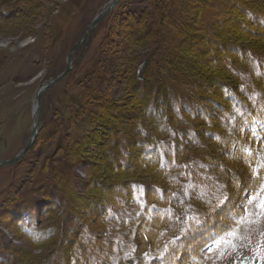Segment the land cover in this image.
I'll return each instance as SVG.
<instances>
[{
	"label": "rangeland",
	"instance_id": "1",
	"mask_svg": "<svg viewBox=\"0 0 264 264\" xmlns=\"http://www.w3.org/2000/svg\"><path fill=\"white\" fill-rule=\"evenodd\" d=\"M113 1L0 0V160L14 157L25 147L38 118L34 113L38 89L65 69L69 51L94 17ZM232 1L264 12V0H120L99 21L87 45L82 48V44L71 55L72 69L43 92L35 146L14 166H0L2 257H15L11 264H47L60 250L62 264H71L77 251L73 242L78 222L71 218L68 225L65 223L60 206L64 199L54 182V169L72 161L69 173L73 186L67 192L70 190L76 201L83 195L100 193L107 199L115 191L111 188L114 183L123 182H128V187L130 184L135 201L159 193L155 203L134 205L130 198L121 200L115 212L118 224H108L105 231L90 239V258H84L88 264H264V208L260 207L264 201V139L248 140L245 153L234 152V138H239L236 116L225 100L233 89L247 103L252 97L247 96L251 93L248 88L264 95V33H251L253 20H244L245 9ZM161 2L165 8L159 18ZM236 19L242 21L236 24ZM215 42L234 44L243 57L230 51V46L218 49ZM158 44L168 55L167 61L161 60V51L151 56ZM248 50L256 61L245 57ZM142 66V70L148 67L146 81L150 86L137 85L135 77L141 75ZM214 77L226 80L229 86L221 90L215 84L212 88ZM207 82L209 89L205 90L201 84ZM159 89L163 95L167 93L165 108L175 96L186 98L189 89L210 93L219 105L204 99L210 107L205 114L194 111V117L175 116L171 126L157 134L166 139L179 135L183 144L173 158L162 160L161 166H143L134 155L128 159L129 166L134 164L130 169L108 164L110 147L97 128L110 122L118 126L116 131L123 128L121 135L116 133L122 141L132 136L137 139L135 130L152 125L150 119L157 120L151 110L146 113L149 103L144 106V100L151 95L155 101L150 104L157 107ZM255 107L261 110L259 104ZM261 125L253 123L256 131ZM61 143L75 156L65 155ZM123 145H117L116 151ZM245 154L250 158L244 160L241 155ZM84 159L93 163L91 168ZM62 179L64 175L58 180ZM93 179L107 190L93 185ZM221 201L234 205L226 217L220 216ZM188 204H193L197 213L186 211ZM56 207L61 209L64 229L56 241L53 238L38 245L19 231L20 225L28 226L26 216H31V211L29 228L49 225L57 214L48 210ZM78 207L86 213L83 204ZM185 212H190L186 222L193 233L179 230L176 220L184 219ZM211 217L210 221H220L221 232L209 235L207 245H186L183 250L186 243L195 242L194 238L203 239L199 222ZM126 222L131 223L129 228L123 225ZM149 228L151 236L144 233ZM170 249L175 252L172 257L167 253Z\"/></svg>",
	"mask_w": 264,
	"mask_h": 264
},
{
	"label": "trees",
	"instance_id": "2",
	"mask_svg": "<svg viewBox=\"0 0 264 264\" xmlns=\"http://www.w3.org/2000/svg\"><path fill=\"white\" fill-rule=\"evenodd\" d=\"M162 1V0H161ZM231 4L233 5H237V6H241L242 8L245 9V6L241 5V3L239 2H235L232 1ZM158 8L160 10V14L158 15L159 18H161V15L164 13V5L163 3H159L158 4ZM243 18L244 20H249L252 21L253 20V24L254 26V30H258V31H254L251 30V33H254L255 35H259L264 33V12H255L252 9H245L243 11ZM260 21V24L257 21ZM242 21V20H240ZM240 21L238 19L235 20V23H240ZM256 21V22H255ZM242 23V22H241ZM258 23V24H257ZM158 24L161 25V20L158 22ZM243 24V23H242ZM261 28H260V27ZM259 27V28H258ZM160 31V38L163 40L164 35L162 33V27H160V29H158ZM260 30V32H259ZM257 34H256V33ZM207 39H209V36L206 35ZM259 37V36H258ZM262 37V36H260ZM211 41V39H209ZM161 41V40H160ZM216 45L219 46L218 49L222 50V49H228V46H230V51H233L238 53L239 56L243 57V51L240 50L239 48L235 47L234 44H227L226 46H224V44L221 43H217L215 42ZM160 45V47H156L155 50L151 51V56H153V52H160V56H161V60L162 61H167L168 59V55L162 51V44H158ZM212 49V48H211ZM251 51V50H250ZM249 50L246 52H244V55L246 58H249L248 60H253L256 61V58L254 56V54H252V52H250ZM235 53V54H236ZM152 60V59H151ZM151 60L149 61L148 67L150 66V63L152 64ZM147 67V68H148ZM228 67V66H227ZM147 68L145 70H143L142 74L139 77H135L136 81L138 82V84H148L149 86L151 85V83L147 82ZM228 69L232 72L235 73V70L233 69V67ZM226 80H221L219 79V77H214L213 82H211L212 84V88H214L215 84L218 86V88H220L221 90L226 88V86H229L228 84H225ZM209 82L205 83L204 85L201 84V86H203V89L208 90L209 89ZM141 86V85H138ZM198 86H195L193 88H197ZM215 89V88H214ZM251 93L247 94L248 95H252V97L249 99L248 98V103L246 101H243L242 99V95L240 94V92L238 90L233 89L234 92H230L229 95L226 96V101L229 102V104H231V107L233 108L234 111V116H236L235 119V123L238 129V137H235L234 139H236L235 141V146L237 147L236 151L234 152H242L247 149V145H248V140L251 141H256V139H254L250 133V131L248 130V125L250 123H252L255 119H257L258 117L261 119H264V95L262 93L256 92L254 89H250ZM202 89H196L195 91L192 92V89H189L190 94L184 98V96L181 95V97H173V101L167 106V108H165V104L163 105V100L165 99V97L167 96V93H164L163 95V90L159 89L158 90V95L156 96V102H157V107H154V103L151 105L150 102L155 101L154 99L151 98V95L148 98V101L144 100V106L147 105L149 103L148 108L145 107L146 109V113H150V110L153 112V114L155 116H157V120L155 119H150L152 122V125L148 124V128L144 126L138 128V131L135 130L136 132L134 133V136H137L138 138L136 139L135 137H126L125 139H122L119 137V135H121V132H123V128L118 129V131H116L118 126H113L112 124L110 125V122H103L98 128H97V132L100 133L101 135V139L105 140L106 144L109 145V150L107 151V160H108V164L110 165H114L117 166L118 164L123 166V168L125 169H130L131 167L134 166H129L128 165V159L130 156L134 155L136 158L137 156H139L138 160L140 161V164H143V166L145 165H151V166H161L163 164L162 160L164 161H168L169 159L166 158H173L174 153L176 148H182L183 144L181 142V137L179 135H176L175 138H163L161 136H158L157 134H162L161 132L167 128V126H171L172 123H170V121H173V119L176 117H182L184 118L185 116H189L190 117H194L195 114L194 111L196 112H200L201 114L204 113V111H206L208 108L205 104H207V101L204 102V99L210 101L211 103H215L218 104L219 103L217 101H213L214 98H211L209 95H205L204 93L201 92ZM235 91H238L237 93ZM211 92V90H210ZM145 92H142V98L144 96ZM204 94V95H202ZM198 97V99H196ZM233 103H232V102ZM242 101V102H241ZM146 102V104H145ZM256 104L260 105L261 108V115L260 111L257 110V108L255 107ZM217 106V105H216ZM215 106V108H216ZM213 108V107H212ZM209 110V109H208ZM205 114V113H204ZM193 115V116H192ZM238 115V116H237ZM142 125V124H140ZM108 130V132L105 131ZM106 133H109L107 135V137H105ZM116 133H118L119 135H116ZM234 139L231 138V140L233 141ZM124 142L123 148L122 146H120L118 148V151H116V146L120 145L121 142ZM187 141V140H186ZM104 143V144H105ZM36 142L34 143L33 147L35 146ZM62 147H65L63 143H61ZM234 146V145H233ZM113 148V149H111ZM251 149V148H250ZM255 150H258V148H256ZM65 155L70 156V157H74L75 155H73L74 153L69 150L68 148L65 147V151H64ZM256 153V152H255ZM241 157L246 160V158H250L249 154H245V155H241ZM253 158H257V155H252ZM90 161L89 159H84V163L86 165H88V167H92L93 163L88 162ZM72 162V161H70ZM68 162L67 164L63 163V166L61 167H56L54 170L56 171L54 173L55 175V184L57 189H61L60 192V196L61 199H64V203H62L60 206L62 208V210L56 207L55 210H48V211H54L57 215L54 219H52V223H50L49 225L42 227V228H29L31 226V222H32V216H33V212L31 211L32 215L31 216H26V220H27V224L28 226L25 225H20L19 231L22 232L25 236L30 238V241H32L35 244H42L43 242L52 240L54 238V240L56 241L57 236L61 234L62 230L64 233V229H62L63 224L61 223V219L59 217V211H63L64 214H62L63 216H65L66 220L65 223L66 225H68V220L71 218H74L77 220V226H76V230L78 232H75L76 236H75V241L73 242V245H76L77 247V251L74 252V254L71 256L72 261L71 264H88V262L86 261V256L89 254L90 251V239L98 234V232H100L99 234H101L102 231H105L106 227L108 224L110 223H117L116 220V213L117 209H119L120 207L119 202L121 200H124L125 198L128 200L130 198V200H132L131 204L133 203L134 205L138 204L139 202H150L153 201V203L156 202L157 199V194L156 197H146V199H144L143 201H135L133 199V192L132 189H130V184L128 187V182H123L122 184H115L111 187L113 188L115 191L113 192V194H111V197L105 199L103 198V196L101 195V193L97 196L94 197H90V196H81L80 202L74 200V198L72 197V193L69 190V193L67 192L68 188H70V186H73L71 183V176L69 173V168L72 167V164ZM169 163V162H168ZM172 163V162H171ZM174 163V162H173ZM172 163V164H173ZM15 165V164H14ZM11 165V166H14ZM140 166V165H139ZM130 167V168H129ZM178 168V167H177ZM117 169V168H115ZM64 175V179H62L61 181L58 179H61L62 176ZM58 180V181H57ZM94 183L93 185H96L97 188H100L101 190H107V188L105 187L104 189H102V186H105L101 181L97 180V179H93ZM61 183V184H59ZM126 183V184H125ZM111 185V184H110ZM251 185V184H250ZM253 186H255V182L252 184ZM132 186V185H131ZM96 188V189H97ZM133 188V187H132ZM65 194H64V191ZM104 190V191H105ZM131 190V191H130ZM111 191V190H110ZM103 198V199H101ZM125 199V200H126ZM159 202H162L160 200H158ZM166 201V199H165ZM63 202V200H62ZM84 206V209L86 210V213L82 212V210L78 207L80 205ZM222 204H220L216 209L218 210V208L221 206ZM103 206L104 210H101L100 207ZM152 206H154V204H152ZM150 205V207H152ZM193 204H188L186 211H191V214L193 213H197L194 210V207H192ZM154 208V207H153ZM234 210V205L231 204H226L223 203V206H221V210H219L222 214L220 215L221 217L228 215L231 211ZM24 209L21 212H23ZM60 211V212H61ZM216 210H214L212 212V214L215 213ZM185 218L184 219H177V223L180 224V228L183 231V233H185L188 229L190 231H192L193 233V228L192 226H190L189 222H186V215H188V213L190 212H185ZM15 216V214H14ZM61 216V215H60ZM15 218V217H14ZM92 218H94L92 220ZM88 219H90V221H88ZM17 219H15L14 221H16ZM60 220V221H59ZM123 221V219H121ZM213 220V217L209 218V219H205L202 222L200 221L199 223H202L201 227H200V231L198 232H202L203 233V239H198V238H194L195 242H188L186 243L182 249L184 250V247L186 245H205L206 243H208L209 241H205L207 237H209V235L216 233V232H221L222 227L220 226L219 222H217V220L214 221H210ZM70 221V220H69ZM199 221V220H198ZM118 224V223H117ZM229 224V223H228ZM126 228H129L131 226V223H124L123 224ZM109 226V225H108ZM119 227L121 225H118ZM145 235H150L152 234L151 229L149 228L146 232H144ZM197 234V233H196ZM181 235V234H180ZM61 240V237H60ZM59 240V241H60ZM177 248H176V247ZM173 246L174 251H179V245ZM173 250H167V253L169 254L170 257H172L173 255ZM60 253L57 252V258L53 257L47 264H55L57 261H59V264H62V262H64L63 260V254L62 252L59 250ZM88 252V253H87ZM175 253V252H174ZM66 255V254H65ZM184 257V256H183ZM90 258V257H89ZM12 259V260H11ZM13 260H15V257L13 258L12 256H7V257H2L0 255V262L3 261V264H11V262H14ZM17 260V259H16ZM68 262L65 261V263ZM17 263V262H16ZM15 263V264H16ZM67 264V263H66Z\"/></svg>",
	"mask_w": 264,
	"mask_h": 264
},
{
	"label": "water",
	"instance_id": "3",
	"mask_svg": "<svg viewBox=\"0 0 264 264\" xmlns=\"http://www.w3.org/2000/svg\"><path fill=\"white\" fill-rule=\"evenodd\" d=\"M120 0H114L113 3L110 5L109 8H107L105 11L102 13L97 14L93 21L88 25L86 31L84 32L83 36L79 41L75 43L73 48L69 51L67 55V64L65 69L55 77H53L50 81L47 83L42 84V86L38 89L36 93V106H35V111L38 109L39 115L37 121L33 122L32 125V133L30 138L28 139L25 147L14 157L10 159H5V160H0V165H6V164H13L15 162H18L20 159L24 157L27 151L33 146V144L36 141L37 135H38V125L41 119V114H42V94L45 90L50 89L56 82L60 81L71 69H72V59L71 55L73 52L79 48L82 44H84L83 48L87 45L89 39L91 38V35L99 23V21L110 11L114 8V6L119 2Z\"/></svg>",
	"mask_w": 264,
	"mask_h": 264
},
{
	"label": "snow or ice",
	"instance_id": "4",
	"mask_svg": "<svg viewBox=\"0 0 264 264\" xmlns=\"http://www.w3.org/2000/svg\"><path fill=\"white\" fill-rule=\"evenodd\" d=\"M251 199H252V200H255L256 197L253 196V197H251ZM221 203H224V201H221ZM260 207H261V208H264V201H261V202H260Z\"/></svg>",
	"mask_w": 264,
	"mask_h": 264
},
{
	"label": "bare ground",
	"instance_id": "5",
	"mask_svg": "<svg viewBox=\"0 0 264 264\" xmlns=\"http://www.w3.org/2000/svg\"><path fill=\"white\" fill-rule=\"evenodd\" d=\"M181 36V35H180Z\"/></svg>",
	"mask_w": 264,
	"mask_h": 264
}]
</instances>
